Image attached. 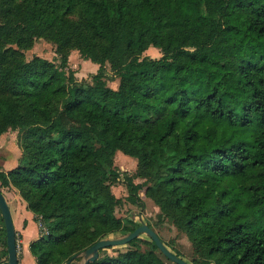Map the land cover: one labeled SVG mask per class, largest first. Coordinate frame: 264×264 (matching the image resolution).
<instances>
[{
	"label": "trees",
	"instance_id": "obj_1",
	"mask_svg": "<svg viewBox=\"0 0 264 264\" xmlns=\"http://www.w3.org/2000/svg\"><path fill=\"white\" fill-rule=\"evenodd\" d=\"M37 37L58 63L24 56ZM149 46L161 54H142ZM70 48L98 64L90 80L68 67ZM8 129L20 153L0 188L34 214L36 264L139 224L116 214L117 150L142 178L124 175L125 199L149 197L191 241L193 264H264V0H0V136ZM128 243L88 264H168L149 237Z\"/></svg>",
	"mask_w": 264,
	"mask_h": 264
},
{
	"label": "rangeland",
	"instance_id": "obj_2",
	"mask_svg": "<svg viewBox=\"0 0 264 264\" xmlns=\"http://www.w3.org/2000/svg\"><path fill=\"white\" fill-rule=\"evenodd\" d=\"M150 47L156 48L155 46H149L146 50L143 51L142 54H148L153 57H158L161 54L159 48H157V52L154 50H148ZM69 60L68 67L74 71V76L77 79L85 78L90 80L91 74L96 71L93 65L95 62H92L90 59H84L80 56L79 52L75 48L69 49ZM33 54H39L49 59H53L55 62H59V55L55 52V43L44 37L35 38L33 45L24 50V56L26 58H30ZM108 67V65H107ZM107 74V83L110 86H114L115 77L108 69L106 70ZM17 129H8L3 132L0 136V167L6 168L11 163L16 162V159L20 153V148L16 142ZM113 164L118 170L120 174V179L114 183L111 188L113 193L116 196H121L122 201L116 207V214L132 218L135 222L138 220L142 221H150L152 227L156 230V232L161 236L164 242H166L167 246L173 250L177 251L178 254L184 259L192 262L193 258L196 256L194 252L193 245L185 232L175 226L168 218L159 217L158 206L149 198L144 196V194L139 191L140 194V202L135 204L130 200H126L125 196L127 194V188L124 184L123 178L124 175L133 176L135 168H136V159L135 157L123 153L121 150H117L113 156ZM135 182L141 181L140 177H132ZM39 229V227H38ZM125 230H118L108 234L106 237H119L126 233ZM143 238H148V235L144 232L140 234ZM16 242L18 247H20L19 236L16 234ZM127 247H130L129 243L119 244L108 246L100 249L99 255H115L118 251L125 250ZM20 249V248H19ZM78 259H73V264H80L82 259L84 258L83 252L78 255ZM3 260V259H2ZM168 264H177L174 261L167 259ZM193 263V262H192ZM5 264L4 260L3 263Z\"/></svg>",
	"mask_w": 264,
	"mask_h": 264
},
{
	"label": "water",
	"instance_id": "obj_3",
	"mask_svg": "<svg viewBox=\"0 0 264 264\" xmlns=\"http://www.w3.org/2000/svg\"><path fill=\"white\" fill-rule=\"evenodd\" d=\"M0 213L3 218L5 228L8 264H19L17 254L16 231L14 228L10 208L1 188ZM142 232L146 233L148 237L155 242L159 250L170 260L174 261L177 264H193L192 262L184 259L179 254L171 250L163 242L156 230L149 224H147L145 221L140 222L133 230L126 232L122 236L99 238L82 251L84 254V258L82 259L80 264H88L89 261L96 259L99 255L100 249L108 246L128 243L132 238L140 235ZM82 252L72 255L64 264H69L73 259H75L76 255L81 254Z\"/></svg>",
	"mask_w": 264,
	"mask_h": 264
},
{
	"label": "crops",
	"instance_id": "obj_4",
	"mask_svg": "<svg viewBox=\"0 0 264 264\" xmlns=\"http://www.w3.org/2000/svg\"><path fill=\"white\" fill-rule=\"evenodd\" d=\"M148 50L157 52V48L153 47H150ZM92 65L94 69L98 66L97 63ZM114 81L115 84L112 87L117 86L118 78L115 77ZM14 165L15 162L6 168H2L6 170ZM1 190L10 208L16 234L19 236L20 247H17L19 264H36L33 255L29 251V242L39 235L38 223L34 219V214L26 208L25 201L17 193L15 188L1 187Z\"/></svg>",
	"mask_w": 264,
	"mask_h": 264
},
{
	"label": "built area",
	"instance_id": "obj_5",
	"mask_svg": "<svg viewBox=\"0 0 264 264\" xmlns=\"http://www.w3.org/2000/svg\"><path fill=\"white\" fill-rule=\"evenodd\" d=\"M142 220V219H141ZM141 220H138V222H141ZM17 247H18V244H17Z\"/></svg>",
	"mask_w": 264,
	"mask_h": 264
}]
</instances>
